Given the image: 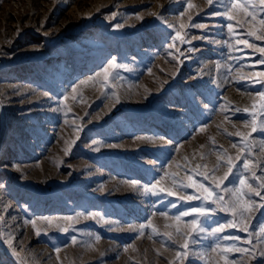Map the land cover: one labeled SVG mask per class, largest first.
<instances>
[{
    "label": "rangeland",
    "instance_id": "1",
    "mask_svg": "<svg viewBox=\"0 0 264 264\" xmlns=\"http://www.w3.org/2000/svg\"><path fill=\"white\" fill-rule=\"evenodd\" d=\"M224 3L0 0V264H21L6 243L9 236L24 264H205L202 253L216 237H196V251L190 249L189 257L180 261L175 252L183 239L176 237L173 243L162 235L174 231L166 225L174 223L170 217L177 211L201 205L178 198L194 190L167 196L157 189L152 195L142 186L163 177L159 187L178 191L172 175L165 177L164 172L186 183V174L198 164L223 176L227 167L220 161L217 169L216 155L222 150L233 158L240 155L234 173L242 170L244 142L235 134L251 132L252 116L243 110L251 111L254 100L258 103L256 93L264 89L252 82L257 77L238 79L237 74L264 71L258 63L264 55L244 45L229 47L240 35L248 38L250 25L238 14L241 23L234 21L236 34L230 33L226 17L214 15L224 11ZM180 23L190 43L177 41L169 49L175 29L167 25L179 28ZM248 39L264 47V41ZM112 58L126 67L114 70L105 86L96 73ZM255 118L264 120L259 108ZM248 143L247 158L257 164V175L264 176V132L259 125ZM193 179L203 182L199 175ZM229 181L225 185L230 188ZM253 199L264 204L259 197ZM165 211L168 217L159 214ZM89 213L104 219H86ZM77 214L72 222L59 219ZM38 217H52L53 223ZM32 219L35 229L25 223ZM149 219L159 234L148 228L140 234L139 225ZM230 219L217 212L207 227ZM262 221L264 207H257L248 233L225 229L223 234L241 239L219 243L255 245L256 259L228 254L237 264H264L262 246L256 245L259 237L252 232ZM59 226L69 227V232ZM248 239L252 245L245 244ZM208 264H223L220 254L210 252Z\"/></svg>",
    "mask_w": 264,
    "mask_h": 264
},
{
    "label": "snow or ice",
    "instance_id": "2",
    "mask_svg": "<svg viewBox=\"0 0 264 264\" xmlns=\"http://www.w3.org/2000/svg\"><path fill=\"white\" fill-rule=\"evenodd\" d=\"M207 2L209 5H212L214 0H207ZM187 7L192 8L193 5L188 3ZM238 14H242L245 18L243 21L244 24L250 25L246 31V36L248 38L255 37V40L264 41V0H225L224 11L214 13V15L226 17L228 21L227 28L230 33L234 34H236V29L233 22L235 21L236 24L241 23V21L237 20ZM152 15L155 16L157 14L153 13ZM181 16H183V13ZM157 18L160 17L158 16ZM137 19H142V17H137ZM189 19H191V17H189ZM167 26L169 28L175 29V35L171 38L172 42L168 45L169 49L176 48L177 41H179L181 44L190 43V41H187L185 36L182 35V30L186 27L185 24L180 23L179 28H176L173 24H168ZM116 27L119 28L122 27V25L117 24ZM195 27L203 28L205 26L202 24H197ZM248 38L240 35V38L235 39V45L230 44L229 47L231 48L234 46L244 45L247 48H256L258 52L264 55V47H257L254 43H250ZM176 50L179 52V48ZM258 63L264 64V58L259 60ZM124 67L126 66L116 62V58H112L106 67H104L102 73L98 72L96 73V76L102 75L103 82L105 83V86H107V81L109 80L110 76H112L113 71ZM252 77H257V79L252 80V82L261 84L262 89H264V71L250 72L248 77H245L243 73L237 74L238 79L248 78L251 80ZM88 79L93 80L95 77H89ZM86 82L87 81H81V83ZM76 91L77 88L74 86L72 88V93L75 94ZM256 97L258 98V103L254 100L251 111L248 108L243 110L246 113L250 112V115L252 116L250 121L251 132L247 135L240 132L235 134L240 136L244 142V146L241 148V153L244 156L242 159L241 171L234 173V169L238 168L236 161H240L241 156L238 155L233 158L227 154L226 150H222L216 155L218 161L217 169L220 166V161H223L227 167V170L224 172L223 176H217L215 174L216 169L209 170L207 165L201 166L198 164L196 165V168L192 170V174H186V183L183 180L177 181L175 174L164 172L165 177L172 175L173 187H175L178 191H173V188L159 187L162 183L163 177L156 179L154 183L142 186V191L145 194L151 193L152 195H157V189H159V192L161 193L166 192L167 196H175L178 195V192L180 191L193 189L194 191L192 194L184 192V194L178 195L179 200L184 202L194 200L201 201V205L190 206L184 210H179L176 214L172 215L170 219L174 223L166 225V227L172 228L174 231H166L162 233V235L167 238V241H172L173 243H175L176 237H181L183 239V243L179 245L180 250L175 252V258L177 260L183 261L187 259L189 257L190 249L195 252L196 250L194 245L198 242L196 237L205 233H207L209 236L216 237V242L210 244L207 250L202 253L205 264H208V256L210 252L219 253L221 259L223 260V264H237L234 259H230L228 255L230 252H237L248 257L249 259H256L257 252L254 250L255 245L253 247H239L235 244L219 243L221 239L223 241H239L241 239L239 236L223 234L225 229L239 228L241 231L248 233L251 214L256 210L257 207H264V204L257 205L253 199L255 196L264 201V194H262V192H264V176L257 175L256 171L253 170L257 167V164L253 160L247 158V149L249 147L248 142L252 133L258 131V125L259 130L264 132V120L257 121L255 118L257 108L260 110L261 117H264V90L258 91L256 93ZM76 98L77 97L75 95L72 96V99L75 100ZM64 100H68V96H65ZM116 102H119L118 97L116 98ZM236 111H240V109H236ZM225 119H228V117L226 116ZM228 135L232 134L229 133ZM236 146V144H233V147ZM64 151L67 155L70 152V147L65 148ZM201 167H203L204 170L197 171ZM193 175L201 176L203 178V182L193 179ZM230 176L233 177L232 181H229ZM249 176L252 178L251 181ZM225 181H229V183L232 184V187L229 188L227 185H225ZM130 183L133 187H139L136 181H131ZM222 186L224 187L222 188ZM0 187H3V185H0ZM221 191L228 194L227 198L225 195L221 194ZM169 203H171L173 208L176 207L175 203L171 201ZM217 212L229 214L231 219L223 224H218L217 226L211 227L209 229L207 227L208 218L214 216ZM159 214L164 217L169 216L166 211L160 212ZM79 215L81 214H77L76 218L67 216L59 219L72 222L74 219H78ZM97 216H100V219H104L103 215L99 213H89L85 218H95ZM185 217H189L190 219L184 221L183 218ZM37 219L45 221L51 225L54 218L38 217ZM25 223H31L33 228H36V219L25 221ZM59 228L62 232H69V227L59 226ZM146 228L151 229L153 233L159 234L151 219H149L146 223L139 225L141 235L144 234L143 230ZM252 232H255L259 237L256 245L262 246L259 251V256L264 259V221L260 222L258 226H253ZM36 234L40 235L39 230H37ZM94 239L98 242L101 237L97 234L95 235ZM71 242L73 245L77 243V237L75 235L71 236ZM6 243L10 248H12L13 255L21 261V264H24V258L21 256L20 252H18L15 247H12V238L10 236L6 238ZM245 244L252 245L253 241L248 239L245 241ZM88 246L91 247L92 245L89 244ZM59 251L60 249L56 248V252L59 253ZM157 254L159 255L160 253L158 252Z\"/></svg>",
    "mask_w": 264,
    "mask_h": 264
}]
</instances>
